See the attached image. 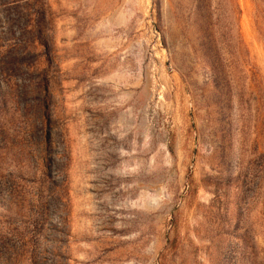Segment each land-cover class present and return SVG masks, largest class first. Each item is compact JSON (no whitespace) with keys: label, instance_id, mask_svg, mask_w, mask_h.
Listing matches in <instances>:
<instances>
[{"label":"rangeland","instance_id":"rangeland-1","mask_svg":"<svg viewBox=\"0 0 264 264\" xmlns=\"http://www.w3.org/2000/svg\"><path fill=\"white\" fill-rule=\"evenodd\" d=\"M0 264H264V0H0Z\"/></svg>","mask_w":264,"mask_h":264}]
</instances>
